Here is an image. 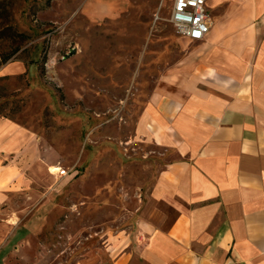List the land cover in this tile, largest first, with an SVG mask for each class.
<instances>
[{
    "label": "rangeland",
    "instance_id": "rangeland-1",
    "mask_svg": "<svg viewBox=\"0 0 264 264\" xmlns=\"http://www.w3.org/2000/svg\"><path fill=\"white\" fill-rule=\"evenodd\" d=\"M173 3L0 0V116L42 156L2 206L0 264H74L125 245L168 152L134 140L138 121L152 92L191 75L202 46L175 31Z\"/></svg>",
    "mask_w": 264,
    "mask_h": 264
},
{
    "label": "crops",
    "instance_id": "crops-1",
    "mask_svg": "<svg viewBox=\"0 0 264 264\" xmlns=\"http://www.w3.org/2000/svg\"><path fill=\"white\" fill-rule=\"evenodd\" d=\"M210 1L191 75L152 92L138 121L134 140L168 152L133 230L74 264H264V0ZM41 158L36 138L0 116V213Z\"/></svg>",
    "mask_w": 264,
    "mask_h": 264
},
{
    "label": "built area",
    "instance_id": "built-area-1",
    "mask_svg": "<svg viewBox=\"0 0 264 264\" xmlns=\"http://www.w3.org/2000/svg\"><path fill=\"white\" fill-rule=\"evenodd\" d=\"M171 23L179 35L188 40L201 41L211 25L207 0H173ZM63 174L64 171H58Z\"/></svg>",
    "mask_w": 264,
    "mask_h": 264
},
{
    "label": "bare ground",
    "instance_id": "bare-ground-1",
    "mask_svg": "<svg viewBox=\"0 0 264 264\" xmlns=\"http://www.w3.org/2000/svg\"><path fill=\"white\" fill-rule=\"evenodd\" d=\"M61 169L60 168H58V167H56V166H52V168H50V172L52 173V172H54V171H60ZM14 223H16V222H14Z\"/></svg>",
    "mask_w": 264,
    "mask_h": 264
},
{
    "label": "trees",
    "instance_id": "trees-1",
    "mask_svg": "<svg viewBox=\"0 0 264 264\" xmlns=\"http://www.w3.org/2000/svg\"><path fill=\"white\" fill-rule=\"evenodd\" d=\"M7 59H8V57H4L3 60H2V62H4V61L7 60Z\"/></svg>",
    "mask_w": 264,
    "mask_h": 264
}]
</instances>
